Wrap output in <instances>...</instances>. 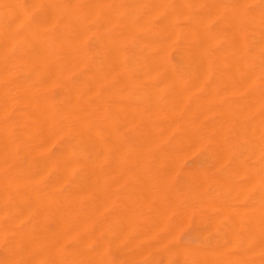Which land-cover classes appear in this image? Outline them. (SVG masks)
<instances>
[{
	"label": "bare ground",
	"instance_id": "6f19581e",
	"mask_svg": "<svg viewBox=\"0 0 264 264\" xmlns=\"http://www.w3.org/2000/svg\"><path fill=\"white\" fill-rule=\"evenodd\" d=\"M80 1L84 0H0V264H43L46 256L49 260L48 264H64L56 255V249L60 247H57L58 244L53 241L46 243L48 241L44 238L43 232L73 230V234L75 231H85V228L96 224V216L101 215L102 218L103 213H99L105 206L109 207L110 204L111 207L112 203L113 206L116 204L115 208L123 205L121 208L124 214L130 210L127 214L128 219L127 215L122 216L120 207V213L118 207L114 209L119 215L111 216L112 219L124 217L122 218L123 224L125 221L124 230L129 219L132 220H129L128 224L134 223L135 227L138 225L137 222L142 217L137 219L135 215L138 214L140 217L141 210H144L140 208L141 203L145 205L142 207L147 209V212L145 210L142 211L143 213L157 212L155 216L153 214L152 216L159 221L162 218L165 219L167 214H172L171 211L175 207L174 210L180 206L177 201L175 202L177 195H173L172 191L165 193L164 190L165 199L169 198L166 194L171 192L169 196L173 198L171 200L175 203L172 202V204L176 206L172 204L163 206V199L160 198L163 192L159 196L156 190L160 188L159 185L166 187L167 183L163 184L165 178L166 180L170 178L168 186L171 184L172 175L175 174L171 173L180 167L179 162L182 156L184 157L182 152L190 156L191 152L199 150L203 152H200L201 156L206 153L213 158L217 157L214 158L216 160L224 161L234 151L232 128L233 130L236 128L239 136L236 134L237 138L243 140V143L245 141L249 146L245 145L246 151L247 148L254 149L253 153L260 158L258 161L260 166L257 169L263 173L258 175L255 171L254 176L251 177L254 183L251 184L249 181L252 185V193L249 196L252 198L253 209L252 206L248 207L251 208L248 211H253L251 214L247 210L243 212L245 210L241 207L242 210L237 211L239 207L229 205L230 199L227 197L229 202L227 205L231 206L232 210L236 208L235 213L242 211L243 214L239 213L241 216L244 213V216L250 214L249 217L246 216L248 219L241 217L244 220L240 221L239 217L237 223L233 224L234 227L236 224H241L239 226L243 228L245 234L241 233L240 239H243V236L246 237L243 239L246 241L240 264H264V0H137L129 6H112L109 2L111 0L102 2L98 0L93 4ZM112 83L116 88L138 87L142 89H139V92L144 96L139 98L134 95V98L121 94L120 89L116 88L112 93ZM196 85H198L197 88H195ZM201 85L204 91L209 90V92L205 94L199 88ZM221 86L226 87V91L227 88L229 91L234 89L235 95L238 92L239 96L235 97L232 94L234 97H230L225 104L223 95L214 94L216 88L213 89V87ZM197 89L205 95L199 96V92L195 93ZM213 90L214 93H212ZM219 91L226 93L223 89ZM234 92L231 90V93ZM221 104L225 105L218 107ZM217 112H220V117L221 114L225 115V118L223 116L216 118L214 115L218 116ZM208 118L209 121H206ZM123 124L124 128L127 125L126 127L133 129L131 136L128 131L126 134L122 130L123 127L120 125ZM242 145L244 147V144ZM188 148L194 150L185 152ZM125 153L128 155L134 153L133 157L154 153L162 166H170L169 170L173 168L174 171H169L170 174H167L168 171L165 173V168V171L157 170V173L156 168L153 170L159 177L156 174L154 177L152 172L147 171L148 174L145 172V169H148L146 168L147 159L146 162L145 159L137 161L133 159L132 165L136 167L133 168L134 171L137 172L139 169L144 171H139V174L142 173L140 176L143 177L137 180L134 178L139 175L136 172L137 176L133 175L134 171L130 175L135 177H130L132 182L137 184L138 181L137 185L145 188L144 190L142 187H137L143 190V195L133 196L131 192L137 190L133 189V186V191L128 192L132 195L124 196L127 193L126 186L128 189L126 184L123 186L121 184L124 194L117 190L113 192L116 186H113L112 182V184L108 183L109 186L112 185V189L108 187L107 191L109 179L113 182L116 180L118 183L115 182V185L118 186L122 182L117 180L125 181L127 168L133 167L128 165L130 156L128 157ZM126 156L128 157L127 166L125 160L124 164L121 163ZM156 158H152L154 161L148 164L151 166L155 164ZM110 160H114L121 166L116 164L115 168L112 167ZM206 160L208 162L209 158ZM170 161L177 168L174 164L173 167ZM108 162L116 173L118 172L115 169L119 171V174L108 170ZM168 162L170 165L166 164ZM125 167H127L126 171H124ZM242 167L243 165L240 168L244 169L245 166ZM118 168L120 170L123 168L124 175ZM159 168L161 169V166ZM163 169L164 167L161 170ZM159 173L166 177H160ZM203 173L205 176V172ZM189 174H192V171ZM129 178H127L128 181ZM202 181L204 182V179ZM221 182L225 184V181ZM241 183L238 185L241 187L243 185L242 188H250V184L248 188ZM246 184L248 185V182ZM130 185L132 186V183ZM228 185L231 186V184ZM236 186L232 187L234 191H231L236 192ZM202 187L204 188L203 185ZM216 187H219L218 192L223 191L220 185ZM166 188L168 190V187ZM108 192L112 195L114 193V196L118 193L116 198L121 196L116 199L117 202L114 200L115 197L112 198L111 203L110 197L113 196ZM138 196L141 199L146 197L143 202L141 199L138 202V199H134V197L139 198ZM153 197L155 202H152ZM211 199H214L213 196ZM171 200L168 199V201ZM121 201L124 203H120ZM125 202L129 205L127 206L128 203ZM135 202L137 205L141 204L140 207L138 205L136 208ZM218 202L217 200L219 205L220 202ZM149 203H154V206ZM184 204L183 207L180 206L183 210L186 209ZM147 205L151 209L161 205L160 207L166 210L156 207L158 211L153 209L151 212L150 208L148 211ZM170 205L173 208H170ZM218 205H215L214 209L219 208ZM211 206L214 207L213 202ZM108 207L106 208L109 209ZM133 209L136 214L132 211ZM138 209H140L139 212ZM162 211L163 215L160 214ZM187 211L183 212L190 214ZM194 211H192L193 214ZM219 211L221 212V209ZM146 213L145 216L151 215ZM184 213L183 218L187 219L186 217L189 216L188 219H191V215L186 216ZM131 214H134V218ZM174 214L178 217V214ZM216 216L213 217L217 221L218 216ZM158 220L160 228L152 227L155 224L153 221L150 226L157 231L155 233L158 234L160 231L161 234L164 220L160 222ZM181 220L182 222L180 220L178 222L183 223L184 219ZM185 222L187 223L188 220ZM116 224L118 226V222ZM139 224L142 227L141 230L149 226L146 223V226L140 222ZM229 226L231 227V223ZM138 227L139 225L136 228ZM236 227L233 229L235 230ZM151 228L147 229L150 233L153 232ZM120 229L121 227L118 230ZM179 229L177 228V231ZM238 229L235 231L238 232ZM122 230L120 233L117 231L119 234L116 232L117 239L121 241L123 238L117 235L122 234L125 238L127 235V231H123L124 235L121 233ZM147 230L144 229L146 232L143 234L148 233L144 236L149 238L150 233ZM196 232L201 234L200 231ZM214 232L217 233L216 228ZM64 234L63 236L67 239L68 232L67 236ZM143 234L142 237H144ZM151 234L153 236V233ZM171 234L173 238L177 235L173 231ZM167 235H165L166 238ZM236 236L238 235L235 234L234 238ZM55 237L59 240L60 236L57 237L56 234ZM163 239L166 241L162 243L172 241V239H165L164 236ZM228 239L226 237V240L230 242ZM231 239L233 240V237ZM79 240L82 241L83 238L79 237ZM131 240L126 242L129 243ZM112 242L113 240L110 244ZM156 244L158 245V241ZM224 244L210 248L207 256L202 254L206 256L205 264H231L232 257L227 250L229 246ZM46 246L49 247L46 248ZM85 249L83 251L85 253L79 250L83 255L75 264L93 263L92 252L88 251L87 247ZM172 251L175 252L176 249ZM151 253L153 254V250ZM103 260L106 261V257H103Z\"/></svg>",
	"mask_w": 264,
	"mask_h": 264
},
{
	"label": "rangeland",
	"instance_id": "374dc122",
	"mask_svg": "<svg viewBox=\"0 0 264 264\" xmlns=\"http://www.w3.org/2000/svg\"><path fill=\"white\" fill-rule=\"evenodd\" d=\"M95 1H98V0H84V1H80L81 3H83V2H85V3H87V2H90V3H95ZM102 1H105V0H99V2H102ZM136 1L137 0H111V1H109L110 2V4L112 5V6H129V5H132V4H134V3H136ZM87 4H89V3H87ZM112 85V93L114 92V90H115V88H116V86H114L115 84L114 83H112L111 84ZM200 85V84H199ZM198 87V85H196V87L195 88H197ZM203 87H205V86H203ZM222 87V86H221ZM213 87V89L214 88H216L215 89V93H214V90H213V92L212 93H214V94H216V93H218V94H216V95H223L222 96V99L224 100V103L226 104V101L228 100V99H230V97H234V95H235V90L234 89H231L232 90V92H234V93H231V90L229 91V88H227V91H226V87ZM129 88V89H128ZM137 88V89H136ZM200 89H202V85H201V87H199ZM223 89V90H225L226 91V93H222V91H221V93H220V91H219V89ZM116 89H120L119 90V92L121 93V94H126V95H130V96H132V97H134L135 98V96L134 95H137V97H139V98H142L143 96H144V94L142 95V93L141 92H139L140 90H142V89H140V88H138V87H135V89L134 88H130V86H123V87H121V88H116ZM140 89V90H139ZM200 89L197 91V90H195V93H197L198 94V92H199V96H202V95H205L206 93H208L209 92V90L208 89H206V90H208V91H204L205 89H202V91L205 93V94H203V92H201L200 91ZM212 89V88H211ZM128 90V91H127ZM136 90V91H135ZM194 90V89H193ZM122 91H123V93H122ZM219 91V92H218ZM131 92V93H130ZM136 92H138V93H136ZM142 92H144V91H142ZM192 92V91H191ZM134 93V94H133ZM136 93V94H135ZM140 93V94H139ZM145 93V92H144ZM200 93H201V95H200ZM211 93V92H210ZM197 94H195V96H197ZM224 94H226V96L224 95ZM232 94H234V95H232ZM240 94V93H239ZM142 96V97H141ZM237 96H239L238 95V92H236V95H235V97H237ZM223 102V101H222ZM223 104V103H222ZM221 104V106H218V107H222V106H224V105H222ZM220 108H218V109H220ZM222 113V112H221ZM215 114V113H214ZM217 114H218V116L215 114L214 116H216V118H218V117H220L219 116V114H220V112H217ZM223 116V118H225L224 116L225 115H222L221 114V117ZM227 116V115H226ZM195 117V116H194ZM220 117V118H221ZM247 118H245V120H246ZM209 121V118L208 119H206V121ZM248 120H249V118H248ZM247 120V121H248ZM123 127L124 126V124L123 125H120V127ZM127 125H125V128L123 127V129L122 128H120V130L122 129L126 134H127V131H128V134L131 136V133H132V128H130V127H126ZM129 128V129H128ZM125 129V130H124ZM127 129V130H126ZM131 129V130H130ZM122 130H121V132H122ZM234 130H236V128H234ZM233 130V128L231 129V131L233 132L232 133V138H233V146H234V151L232 152V154L228 157V159H226V160H222V161H220V160H216V159H214V158H217V157H215L214 156V158L212 157V155H209V154H207L206 155V153H204V154H202L203 156H201V154H200V152L201 153H203L202 151H199V150H196L194 153H192L191 151L192 150H194V149H187V150H185V152L186 151H188V152H191L190 153V156H189V154H188V152H187V154L188 155H186V153H184V152H182V155L184 154V157L182 156V158L184 159H182L181 158V162H179V164H180V167L179 168H177L176 166H175V164H174V166H175V168H177V169H175L176 171L175 172H172L171 174H173V173H175L174 174V176L172 175V181H170L171 182V184L168 186V181L170 180V178H169V180H166L167 178H165L166 176H162V175H160V173H159V175H160V177L162 176V177H164L165 178V180L167 181H163V182H165V183H163L164 185L166 184V187H168V190H166L167 188L165 187V188H163L161 185H159L160 186V188L158 187L157 188V190L156 191H158L159 192V196H160V194H162V192L165 190V193L167 192V191H172V194L173 195H177V197H176V200H175V202L177 201L178 203H176V204H178V205H182L181 207H183V203H185L184 205V208H188L187 210L186 209H184L183 210V208L181 209V207L179 208V207H177V209L176 210H178V209H180V210H178V211H176V210H174L176 207V205H174V204H172V202H174L173 200H171V199H173V198H171L170 196V193L169 194H166V195H168V199H170L171 201H168V199L166 200L165 198H166V196H164V192H163V196H160V198L162 197V199H163V201H164V199H165V201L163 202L162 201V205L164 206V204H166V205H169V204H172L175 208L171 211L172 212V214L170 213V211L168 212V213H170L169 215L167 214V217H165V219L167 220V218H168V220L166 221L165 219H163L162 218V220H164L163 221V224H162V231H161V234H163V236L165 237V239H167V240H171L172 239V241H169V243H168V241L167 242H163L162 243V241H166V240H164L163 239V236H161V234H160V231L158 232V234H160V235H158L157 233H155V232H157V231H154L152 228H151V226L150 225H152L153 224V222H154V219L156 218V217H153V216H155V214L157 213L155 210V212L156 213H154V212H152L153 211V209H156L157 210V208L156 207H160L161 205H156L155 206V208L154 207H152L153 209H151V207L149 206V205H147V206H149L148 207V211L150 210L152 213H150V212H148V213H150L151 215L150 216H148L149 214L148 213H146L147 212V209H145L144 208V204L143 203H141L142 205H144L143 207H142V205H141V207H140V205H139V203H138V205H139V207L140 208H143L144 210H141V214L143 213L142 211H145L146 210V215L147 216H145V213H143L142 215L140 214V217L138 216V214L137 215H135V216H137V217H135V218H137V219H139V218H141V219H139L138 221L143 225V226H146L145 225V223L146 224H149V226H148V228L147 229H149V228H151L152 229V231L153 232H151V233H153V236H152V234L150 233V230H147L146 229V227L144 228L145 230H147L149 233H150V235H149V238H147V236L145 237L144 235H147V234H143V233H145L146 231H144V229L143 230H141L142 229V227L140 226V224H139V222H137L138 223V225H139V227L138 228H136L134 225H136V224H134V223H131L132 225H130V224H128L129 223V220H132V219H129L128 220V222H127V220H126V222H127V225H128V227H127V225L126 226H124L125 227V230L127 231V235H126V238H125V236L123 237L122 236V234H121V236L120 235H117L119 238H123L122 239V241H121V239H117V237H116V232L118 231L119 233H120V230H122L123 229V225H125V221H123L124 222V224L122 223V218H124V217H116V218H114V219H112L111 218V216H118L119 214L117 213L118 211H119V213H120V210H119V207H120V209L122 210V206H117L116 208L118 209V211L117 210H114V209H116L115 208V206H116V204H115V206H113V203H112V198L114 199V197H115V199L114 200H116L119 196H121V195H119V196H117V198H116V195H118V193H116V195L114 196V193H113V195L112 194H109V192L111 193V190H109V192H108V194L109 195H112L113 197H110L111 199V203H112V205H111V207H110V204H109V207L108 206H105L103 209H102V211H101V213H99V214H102L103 213V216H102V218L100 217L101 215H98L99 217H97L96 216V218L98 219H95V221H96V224L94 223L95 221H94V218H93V221H92V223H94V224H92V226L91 227H89V228H85V231L84 230H80V231H75V233H73L72 234V231L71 230H66V231H55V230H45L43 233H44V238L46 239V241H48V242H46V243H49V241H53L55 244H58V246L57 247H60V248H57L56 249V255L61 259V261L64 263V264H75V262L78 260V259H80L81 258V256L83 255H81V252L79 251L80 249H81V251L83 252V251H85L86 249V247H87V250L88 251H90V252H92V262L94 263V264H101V262H102V264H106V261H107V264H205V258H206V256H207V254H208V252L210 251V248H215L216 246H220L222 243H225L224 245H227V246H229V247H227V250H228V253H229V255L232 257V262H231V264H240V259H241V254H242V252H243V249H244V247H245V241L243 240V239H245L246 237H244L243 236V239H240V238H242V235H244L245 234V232H244V230H243V228H241V226H239V225H241V224H239V225H235V227L237 226H239L238 228L236 227V229L235 230H239L238 232H236L233 228H235L234 227V223L236 222L237 223V221H238V219H239V217L241 218V217H245V219H248L247 217H249V215L253 212L252 210V212H250V211H248L249 209H253V205L251 204L252 203V198L250 197L251 196V193H252V188H251V184H253L254 183V181H252V176H254V172L256 171L257 172V174L258 175H262L263 173L261 172V170L259 171V169H257V167H259L260 165H259V162L258 161H260V158H258L257 156H256V154H254L253 153V151H254V149H252V148H247V151H246V146H248L247 145V143L244 141V143H243V140H240V139H238L237 138V136H238V133H236L237 132V130L236 131H234ZM131 131V132H130ZM133 134H134V132H133ZM236 134H237V136H236ZM129 135H128V137H129ZM125 136H127V135H125ZM239 137V136H238ZM135 138H136V136H135ZM137 138H139V136H137ZM236 138V139H235ZM235 139V140H234ZM136 140H138V139H136ZM237 142V143H236ZM241 144H240V143ZM246 143V144H245ZM242 144H244V147H243V145ZM246 145V146H245ZM249 147V146H248ZM191 150V151H190ZM249 150V151H248ZM251 150V151H250ZM245 152V153H244ZM250 152H252V154L250 153ZM126 154V153H125ZM130 155H128V153L126 154V155H128V157H129V162H128V165H132L134 162L133 161H137V160H144L145 162H146V159H147V161L148 162H146L147 163V166H146V168L148 167V169L146 170L145 169V172L147 173V171H150V172H152L153 173V175H154V177H155V174L157 175V173H158V171H165V168H166V171H165V173L167 172V174H170L169 173V171H172L173 170V168H172V170H169V167L168 166H165V165H161L160 163H159V161H158V157L156 158V156L157 155H155L154 153H147V155L145 156L144 154L141 156V155H137L136 157H133V154L134 153H129ZM242 154H244V155H242ZM112 155V154H111ZM114 155V154H113ZM148 155H150V157H147ZM179 155V154H178ZM205 155V156H204ZM236 155V156H235ZM240 155V156H239ZM116 156H118V155H116ZM119 156H121V155H119ZM132 156V157H131ZM134 156H135V154H134ZM143 156L145 157V158H143ZM186 156H188V157H186ZM199 156V157H198ZM211 156V157H210ZM246 156V157H245ZM111 157V156H110ZM113 157V156H112ZM115 157V156H114ZM121 157H123V156H121ZM124 157H125V155H124ZM128 157L126 156V158H124L123 160H122V164H124V160H125V164H126V166H127V163H126V160L128 161ZM147 157V158H146ZM181 157V156H180ZM204 157V158H203ZM207 157V158H206ZM132 158V159H131ZM136 158H138V159H136ZM152 158H156V161L154 162L155 164H153L152 166H151V164H148V163H150V162H153L154 161V159H152ZM178 158V157H177ZM209 158V160H208V162H209V164H207L208 162H207V160L206 159H208ZM114 159V158H113ZM134 159V160H133ZM148 159H150V160H148ZM151 159H152V161H151ZM235 160V162H234V160ZM120 160V159H119ZM133 160V161H132ZM111 161V160H110ZM121 161V160H120ZM177 161V160H176ZM176 161H175V163H176ZM206 161V162H205ZM217 161V162H216ZM113 162V163H112ZM165 162H167V161H165ZM205 162V163H204ZM224 162V163H223ZM110 162H108V164H109ZM115 163V164H114ZM119 163V162H118ZM159 164V165H157V164ZM169 163V162H168ZM168 163H166L167 165H170V163L172 164V161H170V163L168 164ZM117 164V162H114V160L113 161H111V165H112V167H114L115 165ZM173 164H172V166H173ZM182 164V165H181ZM111 165L109 164L108 166H107V168H108V170L109 171H114V168L116 167H114L113 169L111 168ZM118 166L120 165L121 166V164H117ZM206 165V166H205ZM208 165V166H207ZM212 165V166H211ZM230 165V166H229ZM240 165V166H239ZM241 165H243V167H244V169H241L240 167H241ZM254 165H255V167H254ZM133 166V165H132ZM150 166V167H149ZM159 166H161V169H162V167H164V169L163 170H161L160 168H159ZM173 166V167H174ZM233 166V167H232ZM128 167H130V166H128ZM154 167V168H153ZM167 167H168V169H167ZM184 167L186 168V169H184ZM189 167V168H188ZM205 167V168H204ZM237 167V168H236ZM242 167V168H243ZM106 168V169H107ZM110 168L112 169V170H110ZM121 168V167H120ZM124 168V167H123ZM123 168L120 170L119 168V170H120V172H123V174L122 175H124V171H126V168L127 167H125V170L124 171H122L123 170ZM131 168V169H130ZM130 168H127L128 170H127V172H125L126 174H125V178H124V180L125 181H120L119 179L117 180V181H119V182H122V183H120L118 186L117 185H115L116 183H118V182H116V178L114 179L115 181L113 182V180L112 179H109V180H111L110 182H108L107 181V191H108V189L109 188H111L112 189V185H110L109 186V184L108 183H114V185L113 186H116V187H114L113 188V192H114V190H117V192L119 191V192H125V191H123L124 190V188H122L121 187V184H122V186H123V184L125 185H128V189H127V186H126V191H127V193H125V195L124 196H127V194L128 195H132L131 193H133V196H137V195H140V196H142L143 194L142 193H144V192H142L143 190L142 189H140L139 190V188H141L142 186L140 185V187H139V185H137L138 184V181H137V184H135L134 182H132V179H131V175L130 174H132L131 172H133L134 171V169L136 168L135 166H133V167H130ZM134 168V169H133ZM157 168V169H156ZM159 168V169H158ZM194 168H196V169H194ZM207 168H208V170H207ZM222 168V169H221ZM231 168H233V170L231 169ZM238 168H240V169H238ZM137 169H139V168H137ZM153 169H156V172H154L155 170H153ZM171 169V168H170ZM179 169V170H178ZM191 169V171H192V174H189L191 177L192 176H194V177H192V178H190V176L188 175V173H191V171H189ZM204 169H205V171H204ZM229 169V170H228ZM254 169V170H253ZM258 171H257V170ZM107 170V171H108ZM118 173H116L115 171V173L116 174H119V171L117 170V169H115ZM131 170V171H130ZM152 170V171H151ZM158 170V171H157ZM177 170H178V172H177ZM187 170V171H186ZM194 170V171H193ZM224 170V171H223ZM238 170V171H237ZM248 170V174L246 173V171ZM106 171V172H107ZM128 171H130V172H128ZM139 171H141V169H139L137 172H136V170L134 171V174L133 175H136L137 176V174L139 175L138 177H135V176H133V177H135L134 178V180H137V179H139V177H143V176H140V174H142V173H140L139 174ZM142 171H144L143 169H142ZM141 171V172H142ZM174 171V170H173ZM196 171V172H195ZM200 171H202V172H200ZM231 171V172H230ZM237 171V172H236ZM135 172L137 173V174H135ZM145 172L143 173V175L145 174ZM203 172H205V176H204V173ZM242 172H245V173H243L242 174ZM110 173V172H109ZM164 173V174H165ZM203 173V174H202ZM235 173H237L236 175H238V176H240V177H238V176H236V175H234ZM250 173H251V176H250ZM114 174V173H113ZM148 174V173H147ZM150 174V173H149ZM161 174H162V172H161ZM187 174V175H186ZM201 174V175H200ZM233 176H232V175ZM244 174L248 177H246V176H244ZM106 175H109V174H106ZM110 175H112V173L110 174ZM121 175V174H120ZM120 175H118V176H120ZM166 175V174H165ZM196 175H197V177H196ZM230 175V176H229ZM243 175V176H242ZM126 176H127V178H129L130 176V180L128 181L127 180V178H126ZM145 176V175H144ZM148 177H149V175H147ZM158 176V175H157ZM169 176V175H168ZM206 176H208V177H206ZM250 176V177H249ZM109 177V176H108ZM113 177V176H112ZM114 177H116V176H114ZM124 177V176H123ZM123 177H122V179H123ZM132 177V178H133ZM159 177V176H158ZM174 177V178H173ZM206 177V178H205ZM210 177V178H209ZM216 177V178H215ZM244 177V178H243ZM246 177V178H245ZM111 178V177H110ZM149 178H151V177H149ZM164 178H158L159 180H163ZM195 178V179H194ZM220 180H218V179ZM155 179V178H154ZM204 179V182L202 181ZM206 179H209V180H206ZM214 179H216V181L214 180ZM236 179V180H235ZM247 179V180H246ZM133 180V181H134ZM156 180V179H155ZM198 180V181H197ZM218 180V181H217ZM228 180L231 182H228ZM128 183H127V182ZM151 181H152V179H151ZM154 181V180H153ZM199 181H201L200 183H199ZM207 181V182H206ZM211 181H212V183H211ZM215 183H214V182ZM221 181H225V184H227V186H225V184L223 183V182H221ZM226 181H227V183H226ZM236 181V182H235ZM246 181V183L248 182V185L246 184V183H244ZM251 182V184H250V182ZM116 182V183H115ZM126 182V183H125ZM136 182V181H135ZM159 182V181H158ZM216 182H217V184L218 185H220L221 187L220 188H222V190L223 191H220V192H218V190L217 189H219V187H216V186H218L217 184H216ZM238 182H242L243 184H245L246 186H248V188H249V184H250V188L249 189H247V187H246V189L247 190H249V191H247L245 188H242L243 187V185H242V187L240 186V185H238V184H240V183H238ZM253 182V183H252ZM111 183V184H112ZM132 183V186L130 185ZM160 183H161V181H160ZM203 183V184H202ZM209 183H211V184H209ZM224 184V185H222V184ZM235 183V184H234ZM237 183V184H236ZM241 183V184H242ZM135 184V185H134ZM152 184V183H151ZM154 184V183H153ZM156 184V183H155ZM154 184V185H155ZM205 184V185H204ZM208 184V185H207ZM228 184H231V186L230 185H228ZM232 184H233V186H232ZM202 185L204 186V188L202 187ZM237 185V186H236ZM130 186V187H129ZM134 186V187H133ZM171 186V187H170ZM195 186V187H194ZM199 186V187H198ZM213 186V187H212ZM224 186L226 187V188H224ZM234 186H236V188L237 189H235V191L236 192H238V193H240V194H243V196L242 195H239L238 193H236V192H233L234 190H233V188H235ZM240 186V189L242 188V190H240L238 187ZM109 187V188H108ZM125 187V186H124ZM132 187H133V189H137V187H139L136 191L138 192H136V191H134V192H131V191H133V189H132ZM147 187H149V186H147ZM146 187V188H147ZM155 187V186H154ZM161 187H162V189H161ZM197 187V188H196ZM233 187V188H232ZM143 188V187H142ZM151 187H149V189H150ZM225 190H224V189ZM232 188V189H231ZM129 189H131V190H129ZM144 190H145V188H143ZM170 189V190H169ZM204 189H205V191H204ZM212 189V190H211ZM229 189V190H228ZM121 190V191H120ZM129 190V191H128ZM175 192H174V191ZM203 191L202 193H200L201 191ZM209 190V191H208ZM215 190H216V193H215ZM231 190H233V191H231ZM238 190V191H237ZM240 190V191H239ZM147 191V190H146ZM145 191V192H146ZM152 191V190H151ZM241 191H243V192H245L246 193V195H245V193H243V192H241ZM128 192H131L130 194L128 193ZM218 192V193H217ZM231 192V193H230ZM134 193L136 194V195H134ZM148 193H150L151 194V192H149V190H148ZM157 193V192H156ZM120 194V193H119ZM124 194V193H123ZM150 194H148V195H150ZM205 194V195H204ZM210 194H212L211 195V198H212V196H213V198L214 199H211L210 198ZM215 194V195H214ZM218 194V195H217ZM226 196H225V195ZM231 194V195H230ZM233 194V195H232ZM108 195V196H109ZM145 195H146V193H145ZM170 195V196H169ZM173 195H172V197H173ZM193 195H195V196H193ZM203 195V196H202ZM250 195V196H249ZM107 196V197H108ZM123 195H122V197H124ZM140 196H138L139 198H135L134 197V199H138V202H140V200L139 199H141L140 198ZM147 196V195H146ZM146 196H144V198L146 197ZM153 196V195H152ZM156 196V195H155ZM234 196V197H233ZM240 196V197H239ZM149 197V199H150V196H148ZM157 197V196H156ZM164 197V198H163ZM179 197H181L182 199H180ZM198 197H200V199L198 198ZM209 197V198H208ZM217 197V198H216ZM221 197V198H220ZM223 197V198H222ZM230 199L229 200V202H228V198ZM242 197V198H241ZM120 198V197H119ZM125 198V197H124ZM128 198V197H127ZM130 198V197H129ZM144 198H142L141 200H142V202L145 200ZM159 198V197H158ZM179 198V199H178ZM233 198V199H232ZM144 199V200H143ZM146 199H148V198H146ZM156 199V198H155ZM207 199H208V201H207ZM211 199V200H210ZM227 199V200H226ZM231 199H232V201H231ZM235 199V200H234ZM241 199V200H240ZM124 200H126V198L124 199ZM128 200H131V199H128ZM180 200V201H179ZM215 200V201H214ZM217 200L220 202H218L219 203V205L217 204ZM238 200V201H237ZM123 201V200H122ZM122 201L120 202V203H122ZM127 201V200H126ZM133 201V200H132ZM131 201V202H132ZM225 201V202H224ZM249 201V202H248ZM115 202V201H114ZM116 202H117V200H116ZM115 202V203H116ZM119 202V201H118ZM129 202V201H128ZM128 202H125V203H128ZM149 202H151L150 200H149ZM152 202H155L154 201V197L152 198ZM169 202H171V203H169ZM174 202V203H175ZM183 202V203H182ZM199 202V203H198ZM212 202H213V206L214 207H212L211 205H212ZM216 202V203H215ZM224 202V203H223ZM232 202V203H231ZM108 203V202H107ZM124 203V202H123ZM122 203V204H123ZM145 203V202H144ZM148 202H146V204H147ZM224 205H223V204ZM227 203H229V205L231 204V206H235L236 207V205H237V207H239V209L237 208V211H239L241 208L242 209H244L245 211H243V212H246V210L248 211V212H250V214L249 215H246V216H244L245 215V213H244V215L243 216H241L240 214H243L242 213V211L241 212H239V213H235V211H236V208H234V210H232V207L231 206H229V205H227ZM135 205H137V203L135 202L134 203ZM149 204H151V203H149ZM153 204V206H154V203H152ZM152 204H151V206H152ZM161 204V203H160ZM211 204V205H210ZM217 206L218 205V207L219 208H217L216 207V209H214L215 208V205ZM250 204V205H249ZM107 205V204H106ZM121 205V204H120ZM127 206L129 205V203L128 204H126ZM138 205H137V207L136 208H138ZM188 205V206H187ZM197 205V206H196ZM200 205V206H199ZM204 205V206H203ZM227 205V206H226ZM246 205H249V206H246ZM130 206H133V205H130ZM173 206L171 207V205H170V208H173ZM187 206V207H186ZM212 208H211V207ZM224 206V207H223ZM242 206H244V207H242ZM252 206V207H251ZM106 207H108L109 209H112V207H114L113 208V210H114V212H113V210H109V209H107ZM126 207V206H125ZM134 207V206H133ZM166 207V206H165ZM169 207V206H168ZM193 209H191V208ZM228 208V207H230V208H228V210H229V212H228V210L226 209V208ZM241 207V208H240ZM247 207V208H246ZM248 207H251V208H248ZM107 210H106V209ZM150 208V209H149ZM161 209L163 208V207H160ZM201 208V209H200ZM223 208V209H222ZM126 210H128V208H125ZM130 209V208H129ZM219 209H221V212L219 211ZM241 209V210H242ZM106 210V211H105ZM139 210L140 209H138V212H139ZM162 210H166V209H162ZM185 212V211H187V212H190V214L189 215H191V219H188L189 218V216H187L188 214L187 213H184L183 211ZM194 211V214H193V212L192 211ZM212 210V211H211ZM225 210V211H224ZM227 210V211H226ZM108 211H110V212H108ZM117 211V212H116ZM123 211L124 210H122V216L124 215V216H126L127 214H128V212H130V210L126 213V214H124L123 213ZM133 212H134V209L132 210ZM158 211V210H157ZM161 211V210H160ZM173 211H174V213H176V214H178V217H177V215H176V217H175V214L173 213ZM180 211V212H179ZM198 211V212H197ZM203 211V212H202ZM219 211V212H218ZM224 211V212H223ZM136 212V211H135ZM134 212V214H136ZM182 212V213H181ZM192 212V213H191ZM200 212V213H199ZM209 213V215L207 214V213ZM211 212V213H210ZM223 212V213H222ZM228 212V213H227ZM108 213V214H107ZM109 213L111 214L110 216H109ZM113 213V214H112ZM115 213H116V215H115ZM183 213L187 216H185L187 219H185V218H183ZM204 213H206V217H204L203 215H204ZM227 213V214H226ZM130 214V213H129ZM133 214V215H134ZM152 214H153V216H152ZM160 214L161 215H163L164 213H163V211L162 212H160ZM181 214V215H180ZM225 214V216H223ZM247 214V213H246ZM132 215V214H131ZM133 215H132V217H133ZM157 215H159V214H157ZM156 215V216H157ZM161 215H159V216H161ZM218 217H217V216ZM227 215V216H226ZM145 216V217H144ZM213 216H216L217 218L216 219H220L218 222L214 219V217ZM127 217V219L129 218L128 217V215L126 216ZM131 216H130V218H132ZM149 217L151 218V219H149ZM174 217V218H173ZM193 217V218H192ZM210 217V218H209ZM252 216H250V218H251ZM134 218V217H133ZM161 218V217H160ZM159 218V219H160ZM203 218V219H202ZM222 218V219H221ZM103 219V220H102ZM116 219H120L119 221L117 220L116 221ZM137 219H135L136 221H137ZM157 219V218H156ZM181 219H184L183 221V223H180V222H182V220ZM203 221H202V220ZM224 219V220H223ZM107 220V221H106ZM148 221V223H147V221ZM158 220V219H157ZM157 220L154 222L155 224L157 223ZM162 220H160V221H162ZM178 220H180V222H178ZM188 220V222L190 223L189 225L185 222V221H187ZM240 221H243L244 219L243 218H241V219H239ZM121 221V222H120ZM136 221H134V222H136ZM153 221V222H152ZM159 220H158V222H160ZM202 221V222H201ZM207 221V222H206ZM233 221V222H232ZM100 222V223H99ZM116 222H118V226H117V224H116ZM133 222V221H132ZM149 222H151V223H149ZM166 222H167V224L168 223H170L169 224V226H170V228H171V231H173L175 234H177L176 232H178V234L177 235H175L174 236V238L173 237H171L172 236V234H171V231H170V228H169V226H167V224H166ZM221 222V223H220ZM121 223H122V225H121ZM224 223H225V226H224ZM229 223V224H228ZM230 223H231V227L229 226L230 225ZM97 224H99L100 225V227H99V225L97 226ZM101 224L103 225V226H101ZM155 224H153L154 226H152V227H155V226H159L158 224L159 223H157V225H155ZM164 224H166V225H164ZM187 225V226H183V225ZM212 224H213V227H212ZM223 226H221V225ZM119 225H120V227H121V229L120 230H118L120 227H119ZM179 225V226H178ZM228 225V226H227ZM130 226V227H129ZM165 226H167V227H165ZM181 226V227H180ZM205 226H207V227H205ZM221 226V227H220ZM92 227H94V228H92ZM126 227H127V229H126ZM133 227V228H132ZM183 227H185V228H183ZM228 227V228H227ZM230 227V228H229ZM96 228H98V229H96ZM116 228V229H115ZM128 228H130V231H128ZM158 228V227H157ZM159 228H160V226H159ZM166 228H167V230H166ZM177 228L179 229L178 231H177ZM213 228V229H212ZM215 228H216V232L217 233H215L214 232V230H215ZM232 228V229H231ZM103 229V230H102ZM136 229V230H135ZM203 229V230H202ZM219 229V230H218ZM96 230V231H95ZM101 230V231H100ZM124 229L122 230V232L121 233H123L124 234V232L123 231H125ZM139 230H141V231H139ZM231 230H233V232L231 231ZM240 230H241V232H240ZM84 231V232H83ZM95 231V232H94ZM135 231H137V232H140V233H136ZM144 231V232H143ZM176 231V232H175ZM196 231H200L201 232V234L200 233H198L197 234V232ZM234 231H235V234H237L238 236H236L235 238H234ZM64 232H65V234H64ZM67 232H68V234H67ZM91 232V233H90ZM98 232V233H97ZM100 232V233H99ZM117 232V234H119ZM163 232V233H162ZM170 232V233H169ZM233 233V235L230 233ZM47 233H48V235H47ZM71 233V234H70ZM89 235H88V234ZM109 233V234H108ZM128 233H130V234H128ZM143 234V236L144 237H142V234ZM165 233V234H164ZM220 233H222V235L220 234ZM226 233V234H225ZM241 233H242V235H241ZM57 234V237H58V235L60 236L59 237V240H56L57 238L55 237L54 238V236ZM63 234L65 235V236H67V239L63 236ZM82 234V235H81ZM169 236H168V235ZM216 234V235H215ZM225 234V235H224ZM72 235V236H71ZM85 235V236H84ZM125 235V234H124ZM141 235V236H140ZM158 235V236H157ZM165 235H167V238H166V236ZM171 235V236H170ZM69 236H70V238H69ZM84 236V237H83ZM130 236V237H129ZM135 236H137V238L135 237ZM140 236V237H139ZM152 238H151V237ZM159 236H161V237H159ZM221 236H222V238H221ZM227 238H229L228 240L230 241V242H228L227 240H226V237ZM79 237H80V239H82L83 238V240L82 241H80L79 240ZM171 237V238H170ZM233 237V240H234V242H233V240L231 239ZM84 238L86 239V240H84ZM134 238H136L135 240H133ZM139 238V239H138ZM151 238V239H150ZM154 238V240H152ZM158 238V239H157ZM159 238H160V240H161V242H160V240H159ZM163 240H162V239ZM56 241H55V240ZM64 239V240H63ZM88 239V240H87ZM129 239L131 240L130 242H131V244H130V242L129 243H127L126 242V240H128L129 241ZM141 239V240H140ZM145 241H144V240ZM222 239V240H221ZM67 240H68V242H67ZM77 240V241H76ZM113 240V242H112V244H110V242ZM221 240V241H220ZM226 240V241H225ZM57 241H59L58 243H56ZM63 241H65L64 243V245H63ZM121 241V242H120ZM138 241V242H137ZM139 241H140V244H141V246H140V244H139ZM157 241H158V245L156 244L157 243ZM82 242V243H81ZM89 242V243H88ZM135 242V243H134ZM156 242V243H155ZM87 243V244H86ZM123 243H125V244H123ZM134 243V244H133ZM151 243V245H153V243H154V245H153V247L151 246V245H149V244ZM162 245H161V244ZM169 244V246H168V244ZM227 243V244H226ZM237 243V244H236ZM93 244V245H92ZM164 244V245H163ZM230 244H231V246H230ZM48 245V244H47ZM85 247H84V246ZM90 245V246H89ZM110 245V246H109ZM123 245V246H122ZM130 245V246H129ZM134 245V246H133ZM144 245V246H143ZM182 245H183V247H182ZM212 245H214V246H212ZM243 245V246H242ZM133 246V247H132ZM143 246V247H142ZM180 246V247H179ZM184 246H185V249H184ZM190 246V247H189ZM49 246H46V248H48ZM65 247V248H64ZM78 247V248H77ZM91 247V248H90ZM143 249H142V248ZM152 249H151V248ZM188 247V249L186 250V248ZM195 247V248H194ZM120 248V249H119ZM137 250H135V249ZM139 248H141V250L139 249ZM172 248V249H171ZM198 248V249H197ZM62 249H63V251H65V253L62 251ZM75 249H77V250H75ZM170 249V250H169ZM174 249H176V253L174 252V251H172V250H174ZM211 249V250H212ZM69 250V251H68ZM96 250V251H95ZM134 250V251H133ZM143 250V251H142ZM152 250H153V254L151 253L152 252ZM183 250H185V251H183ZM202 250V251H201ZM77 251V252H76ZM79 251V252H78ZM140 251H142V253H140ZM151 251V252H150ZM190 251V252H189ZM196 251V252H195ZM202 253H201V252ZM71 253V255H69L70 253ZM76 252V253H75ZM98 252V253H97ZM101 252V253H100ZM143 252H144V254H143ZM204 252V253H203ZM80 253V254H79ZM83 253H85V252H83ZM191 253V254H190ZM199 253V254H198ZM75 254V255H74ZM99 254V255H98ZM101 254V255H100ZM145 254H147V255H145ZM184 254V255H183ZM205 255L206 254V256L204 257L203 255ZM67 255V256H66ZM72 255H74V256H77V257H75L74 258V256H72ZM134 255H135V257H134ZM158 255V256H157ZM188 255V256H187ZM33 256H34V253L32 252V258H33ZM48 256H49V254H48ZM97 256V257H96ZM156 256V257H155ZM203 257V258H201V257ZM98 257H99V259H98ZM103 257L105 258L106 257V261H104L103 260ZM49 259H50V257H48ZM70 259V260H69ZM76 259V260H75ZM115 259V260H114ZM136 259V260H135ZM166 259V260H165ZM204 259V260H203ZM235 259V260H234ZM95 260V261H94ZM127 260V261H126ZM98 261V262H97ZM103 261H104V263H103ZM48 262H49V260L47 259V256L45 257V259H44V262H43V264H48ZM203 262V263H202ZM92 263V264H93Z\"/></svg>",
	"mask_w": 264,
	"mask_h": 264
}]
</instances>
